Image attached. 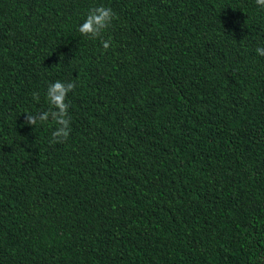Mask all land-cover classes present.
Returning a JSON list of instances; mask_svg holds the SVG:
<instances>
[{"label":"trees","instance_id":"obj_1","mask_svg":"<svg viewBox=\"0 0 264 264\" xmlns=\"http://www.w3.org/2000/svg\"><path fill=\"white\" fill-rule=\"evenodd\" d=\"M260 46L255 0H0V264H264Z\"/></svg>","mask_w":264,"mask_h":264},{"label":"clouds","instance_id":"obj_2","mask_svg":"<svg viewBox=\"0 0 264 264\" xmlns=\"http://www.w3.org/2000/svg\"><path fill=\"white\" fill-rule=\"evenodd\" d=\"M256 4L264 8V0H255ZM116 18L111 7L104 5L93 6L87 13L83 22L78 26L81 36L90 39H99L102 47L107 50L112 44L111 37L104 38L105 33L111 27ZM259 56H264V46L256 48ZM74 82H63L60 80L50 83L46 90L48 108L36 113L25 112V124L36 126L38 123L51 121L55 127L51 133L50 143H64L68 140L71 132V116L69 114L70 104L67 97L75 89ZM33 99L39 101V93H33Z\"/></svg>","mask_w":264,"mask_h":264},{"label":"bare ground","instance_id":"obj_3","mask_svg":"<svg viewBox=\"0 0 264 264\" xmlns=\"http://www.w3.org/2000/svg\"><path fill=\"white\" fill-rule=\"evenodd\" d=\"M192 3V2H191Z\"/></svg>","mask_w":264,"mask_h":264}]
</instances>
